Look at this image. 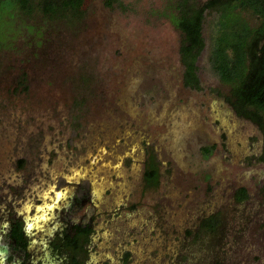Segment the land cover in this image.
<instances>
[{
    "label": "rangeland",
    "instance_id": "rangeland-1",
    "mask_svg": "<svg viewBox=\"0 0 264 264\" xmlns=\"http://www.w3.org/2000/svg\"><path fill=\"white\" fill-rule=\"evenodd\" d=\"M60 1L0 0V264L13 219L29 264H56L49 243L66 222L94 230L86 264H264V131L235 114L213 71L215 17L197 91L182 83L168 0L45 12ZM151 151L160 183L145 188ZM217 214L214 244L193 245Z\"/></svg>",
    "mask_w": 264,
    "mask_h": 264
},
{
    "label": "trees",
    "instance_id": "trees-1",
    "mask_svg": "<svg viewBox=\"0 0 264 264\" xmlns=\"http://www.w3.org/2000/svg\"><path fill=\"white\" fill-rule=\"evenodd\" d=\"M87 0L45 2V12L57 5L64 10H80ZM22 10L30 8L31 0H15ZM112 0L106 4L111 5ZM165 15L181 34L179 58L185 88L201 90L199 59L206 48L205 26L212 23L210 62L218 78L229 86L227 102L235 114L264 131V0H168ZM243 13H250L248 21ZM85 102L80 100L81 105ZM78 104V103H77ZM78 104V105H79ZM210 152V149H206ZM160 163L153 151L145 161V188L160 183ZM237 202L248 198L245 188L238 189ZM81 198L76 199L80 204ZM223 219L219 214L204 218L193 236V245L210 247L215 242ZM90 223L66 222L49 243L51 259L56 264H86L91 236ZM29 238L23 221L11 220L2 248L9 264H29ZM200 261L198 264H202Z\"/></svg>",
    "mask_w": 264,
    "mask_h": 264
}]
</instances>
